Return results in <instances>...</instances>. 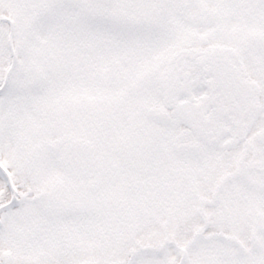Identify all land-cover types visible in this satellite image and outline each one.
I'll return each instance as SVG.
<instances>
[{
  "label": "snow or ice",
  "instance_id": "obj_1",
  "mask_svg": "<svg viewBox=\"0 0 264 264\" xmlns=\"http://www.w3.org/2000/svg\"><path fill=\"white\" fill-rule=\"evenodd\" d=\"M0 264H264V0H0Z\"/></svg>",
  "mask_w": 264,
  "mask_h": 264
}]
</instances>
